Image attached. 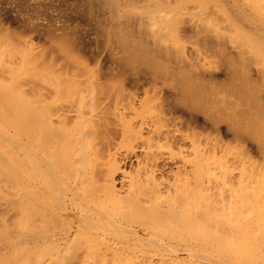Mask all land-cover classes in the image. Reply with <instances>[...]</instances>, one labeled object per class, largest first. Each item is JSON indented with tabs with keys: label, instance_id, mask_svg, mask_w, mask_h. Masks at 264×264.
<instances>
[{
	"label": "bare ground",
	"instance_id": "1",
	"mask_svg": "<svg viewBox=\"0 0 264 264\" xmlns=\"http://www.w3.org/2000/svg\"><path fill=\"white\" fill-rule=\"evenodd\" d=\"M88 1L0 46V264H264V0Z\"/></svg>",
	"mask_w": 264,
	"mask_h": 264
},
{
	"label": "rangeland",
	"instance_id": "2",
	"mask_svg": "<svg viewBox=\"0 0 264 264\" xmlns=\"http://www.w3.org/2000/svg\"><path fill=\"white\" fill-rule=\"evenodd\" d=\"M85 1H86L85 3L86 5L84 4ZM87 4L88 5L90 4L88 0H84V1L83 0H37V1L36 0H0V40L2 41L1 37L8 36V34L11 35V36H8L9 38L7 37L10 40H8L5 37L6 40H8V42L11 41L9 43L7 42L8 45L5 43L6 40L4 38L3 40H5V42L2 41L0 43L1 47L5 48L6 46H8L9 48L8 49L6 47L5 49H3V50H6L5 51L6 54H5L2 48L0 47L1 52L4 53L3 56L7 55L6 56L7 58H9V56H11L10 58H12V56L14 55V57H16L17 55H15V53L18 54V52L21 50L19 47H22L23 49L24 47L23 45L27 47L29 44V46L27 47V50L30 51L31 49V52H34L36 50L35 52H37V55H40V57L42 56L41 53H43L44 55V57L42 56V59L44 58L43 61L45 60V57H46V60L44 62H48L50 61V58H52L53 60L52 59L51 60L55 64L57 63L58 65V62H59L58 66H63L65 61L56 52L57 50L55 46L56 41L53 42L52 44V41L56 39V36L58 38L59 35H61L63 37V38L60 37L61 39H64L67 42H70L71 40L70 44L75 48V51L78 52V54L79 52L80 54L83 53L82 55H79V56L84 59L86 57V60L88 62L86 60L85 62L89 63V65H91L92 67H93V64L95 65V67H97V64L98 66H100L99 64L103 65L105 61L107 60L106 59L107 57L105 55L102 56L103 54H106V52L104 51V46L101 48V45L103 44L102 42L103 39L101 36H99L100 39L98 37V35L100 34V30L98 26L96 25L97 23H95V19H93L94 16H91L92 14L91 12H89L90 7ZM85 6H88L89 8L86 7L88 8L86 10ZM49 26H51L52 28ZM53 31H56V32H53ZM95 31L97 32L96 34H95ZM52 32L54 33L55 36L52 34ZM74 33L76 34V36H74L75 35ZM62 34L63 35L65 34V36H63ZM14 36H15V39H12ZM67 36L70 38L69 41L68 39H66L68 38ZM16 40H18L19 42H21L22 40V44L20 43L21 46L20 44H17L19 46L16 45L15 43ZM99 42H102V43H99ZM4 43H5V46L3 45ZM12 43H13L12 45L13 47L15 46L17 47L14 49L11 48L12 46H9V44H12ZM76 47L78 48L79 51L76 49ZM17 48L19 49V51ZM41 49L43 50V52L39 53ZM24 50H26V48ZM101 50L103 53H101ZM7 52L12 53V54L14 53V54L13 55L8 54ZM35 52L33 54H35ZM84 55L85 57H83ZM5 56L3 57L4 60H5ZM62 61H63V64H62ZM212 61L213 59H210V63L212 64L213 62L216 63V61H213V62ZM233 146L234 145H231L230 148L228 149V151L230 150V152H232V153L229 152L230 154L229 156L232 155V157L234 156L233 150L234 152L235 151L237 152L238 150L237 147H233ZM263 162H264V159H263ZM263 172H264V164H263L262 173ZM262 210L264 212V208ZM263 212L261 211L262 214ZM248 251L250 253L251 250L249 248L247 249V252L245 253V257L249 255ZM252 253H254L253 249L250 255ZM250 255L248 257H250ZM248 257L246 259L251 261V258H248ZM253 258H254V255H253ZM244 259H242V261H237V262L234 261L231 263L232 264H243V263L248 264V261H243Z\"/></svg>",
	"mask_w": 264,
	"mask_h": 264
}]
</instances>
